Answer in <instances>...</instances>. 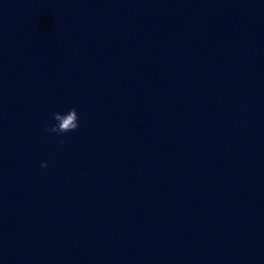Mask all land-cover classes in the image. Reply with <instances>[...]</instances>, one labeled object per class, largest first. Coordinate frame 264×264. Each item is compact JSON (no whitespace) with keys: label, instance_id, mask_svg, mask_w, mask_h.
Returning a JSON list of instances; mask_svg holds the SVG:
<instances>
[{"label":"clouds","instance_id":"9594fccd","mask_svg":"<svg viewBox=\"0 0 264 264\" xmlns=\"http://www.w3.org/2000/svg\"><path fill=\"white\" fill-rule=\"evenodd\" d=\"M54 120L57 122L45 128V131L57 134H64L76 130L79 127L78 113L75 108H71L66 114L60 112L54 113ZM63 143V141H61ZM41 167H47L46 162L41 163Z\"/></svg>","mask_w":264,"mask_h":264}]
</instances>
